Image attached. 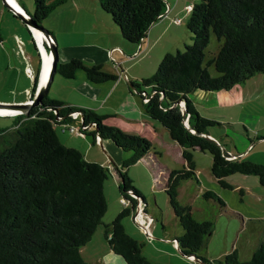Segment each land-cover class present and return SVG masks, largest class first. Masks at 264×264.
I'll return each instance as SVG.
<instances>
[{
    "label": "trees",
    "instance_id": "1",
    "mask_svg": "<svg viewBox=\"0 0 264 264\" xmlns=\"http://www.w3.org/2000/svg\"><path fill=\"white\" fill-rule=\"evenodd\" d=\"M65 0H34L31 14L43 25L47 14ZM112 16L122 35L133 42L146 36L149 26L167 7L166 0H99ZM192 38L184 49L166 52L157 69L141 80L131 79L130 85L142 93L144 108L151 117L165 125L174 140L183 148L185 164L170 170L165 189L183 232L175 238L179 250L194 254L210 264H264V236L249 259H241L236 249L223 258L210 259L202 255L215 221L198 219L189 203L179 200V186L184 179L200 181L196 170L194 149L209 151L211 171L218 182L232 187L226 179L231 173H252L259 177L264 189V163L231 155L214 138L208 136L209 126L219 123L203 115L188 93L196 89L218 90L244 82L254 73L264 72V0H199L195 1L186 22ZM211 30L223 38L218 51L204 64L205 47ZM46 50L49 49L46 46ZM213 63L218 75H212ZM81 68L93 82L115 80L118 73L107 70L102 63H86L79 57L67 61L58 59L56 71L73 77ZM145 85L151 87L148 92ZM37 83L35 84V90ZM184 100L183 112L179 101ZM82 112L83 131L94 139L110 138L124 150L119 173L121 197L125 205L111 222L105 224V236L112 248L121 254L126 264H167L153 261L143 253V243L130 235L122 222L138 198L145 196L133 184L130 164L139 160L151 148L152 141L138 133L104 122V114L90 107L66 104L48 92L29 114L17 112L11 121L0 126V264H87L81 246L91 239L107 209L104 180L111 173L109 166L86 158L76 146L62 141L56 126L73 118L69 112ZM188 117V124L185 119ZM94 125L89 130L91 124ZM131 190L134 195H132ZM206 199L225 200L215 191H203Z\"/></svg>",
    "mask_w": 264,
    "mask_h": 264
},
{
    "label": "crops",
    "instance_id": "2",
    "mask_svg": "<svg viewBox=\"0 0 264 264\" xmlns=\"http://www.w3.org/2000/svg\"><path fill=\"white\" fill-rule=\"evenodd\" d=\"M8 1L15 10L4 0H0V78H25V80L24 84L17 89L16 96H0V101L22 102L35 95V84L38 85L39 81L44 78V59L42 49L36 43V34L32 32L29 24L21 15L16 12L18 9L32 14L34 11L33 0ZM166 1L167 7L163 15L151 23L146 36L139 42L130 41L122 35L119 26L112 19L110 13L103 9L99 0H65L50 11L43 21L46 25L43 24L49 28L57 41L60 61L79 57L86 63H102L107 70L118 73V78L115 80L93 82L86 77L81 68L76 71L73 77L63 76L65 78H56L57 71H55V78L53 77L48 91L52 89L53 84L54 90L49 95L64 101L66 104L90 107L99 114H104L107 123L149 138L153 148L140 159L148 162L154 178L161 180V185L164 188L170 170L179 168L173 167L169 158L176 164H180V167L185 164V158L182 154L183 148L172 138L169 129L151 117L145 110L143 103L145 99L142 97V93L135 90L129 83L131 79L138 80L140 78H132L133 75L131 76L126 70L129 65L123 66V64L134 61L135 63L140 62L144 60L146 53L147 55L149 53L150 56L153 51H159L160 48V53L156 57V60L159 61L166 52H172L175 48L179 49L183 44L191 42V35L186 30L190 10H187L185 5L193 4L196 0ZM165 41L167 42L166 45H164ZM137 55L143 58H140L139 61L135 60L134 57H138ZM133 74L139 76L138 73ZM243 83H236L226 89H196L188 93V96L195 103L206 104V106L215 102L221 105H233L243 99ZM205 99L208 101H204ZM198 110L203 115L222 120L221 116L210 115L202 109ZM0 116L5 115L0 113ZM110 116H114V118ZM0 126L3 124L0 123ZM93 127L94 125H90L89 130H92ZM60 129L56 130L60 139L68 145L81 149L86 158L90 160H96L109 166L111 161L119 163L128 156L110 138H101L97 135L109 154L107 156L99 149H95L94 143L97 142H93L89 134L83 136L74 131H68V129ZM206 134L217 141L219 139L224 140V136L228 135L227 132H215L210 127ZM257 135L258 140L264 138L261 132H257ZM222 147L229 153L230 150L237 149L236 152L230 153L231 155H241L244 152V150L238 149L237 144L231 147L228 142H225ZM196 150L202 151L198 147L194 149V152ZM118 201L117 213L124 208V204H121L119 198ZM239 214L243 216L242 213ZM252 218L264 217L253 216ZM128 221L124 222L125 227ZM259 230L258 243L264 236V228L261 227ZM175 243L178 245L177 240ZM116 258L112 252H105L97 256L92 262L86 261V263L120 264L121 261H117L118 258Z\"/></svg>",
    "mask_w": 264,
    "mask_h": 264
},
{
    "label": "rangeland",
    "instance_id": "3",
    "mask_svg": "<svg viewBox=\"0 0 264 264\" xmlns=\"http://www.w3.org/2000/svg\"><path fill=\"white\" fill-rule=\"evenodd\" d=\"M185 8L190 10L188 9V4L185 5ZM45 27L49 30L47 26ZM186 30L189 32L187 25ZM169 35L171 36L172 34ZM222 42L223 38L219 39L211 30L210 39L204 50V64H207L209 59L218 51ZM166 44L167 42L165 41L164 45ZM44 45L46 48L45 41ZM184 47L185 44L180 49H184ZM176 50L177 48L173 51ZM159 53L160 48L159 51H153L150 56L149 53L148 55L146 53L144 60L140 62H126L123 66L129 65L130 68L127 67L126 70L131 76L133 75L132 78H140L138 80H141L143 76L151 75L155 72L162 58L159 61L156 60ZM134 58L139 61L143 57ZM207 66L212 75H218L219 72L213 63H209ZM133 73H138L139 76ZM55 77L65 78L58 71ZM125 78L127 77L125 76ZM24 80L25 78H0V96H16V91L24 84ZM17 85L19 86L17 87ZM242 86L243 99L236 103L234 102L235 104L233 105H221L215 102L210 106H206V104L194 103L198 109H202L210 115L222 117V120L217 119L219 123L209 126L215 132L228 133V135L224 136V140H218L222 146L225 142H228L231 147L237 144L238 149L244 150L240 156L264 163V138L259 140L257 138V132H261L264 135V72L254 73L244 81ZM51 88L48 94L53 92L54 84ZM144 89L148 92L151 91L149 85H145ZM204 101L208 100L205 99ZM72 111L74 110H71L69 114L73 119L66 122L67 128L64 129L85 136L87 133L83 131L85 126H82L81 122L83 119L82 112L77 110L79 111L78 115L74 116L71 113ZM110 117L114 118V116ZM10 121V116H0V123L3 125ZM104 122L107 123L105 119ZM70 124L77 128H71ZM89 125H92V123ZM56 128V130H61L60 128L63 127L57 125ZM89 136H91L90 138L93 142H97L94 143L96 145L95 149H99L108 156L109 154L105 146L101 144L100 139L97 137L94 139L91 134ZM121 150L128 154L127 157L132 153L131 150ZM236 150H230V153L236 152ZM194 158L200 181L195 178L184 179L179 186L178 197L181 202L191 204L192 211L198 219L212 218L215 221V227L208 237L207 245L201 249L200 253L208 258L215 256H217L216 258H223L226 253L236 249L241 259H249L256 245H258L259 229L261 227L264 228V218H252L253 216L264 217V189L258 175L242 172L231 173L226 176V179L232 183V187H225L218 182L211 171L212 155L209 151L196 150ZM169 161L173 167H180V164H176L171 158H169ZM110 163L111 173L104 180L107 209L102 217V222L97 225L91 239L81 246V252L88 263L105 252H112L114 257L118 258H116L117 261H121L120 264H126L124 257L110 246L105 236V224L111 222L117 214L118 198L122 202L118 184L119 173L116 168L121 167L122 161L119 163L111 161ZM128 172L133 184L145 196V209L153 217L149 234L145 232L144 228L134 218L133 209L129 214L122 217L123 223L129 220L128 224L126 223L127 232L143 243V253L153 261L167 264H208L200 258L196 259L185 255L179 250L178 245L175 243V237L183 232V226L172 209L166 189L162 187L161 180L154 178L148 162L139 159L130 164ZM206 189H211L218 193L225 200V205H221L216 199H206L202 194ZM239 213H242L243 216Z\"/></svg>",
    "mask_w": 264,
    "mask_h": 264
},
{
    "label": "water",
    "instance_id": "4",
    "mask_svg": "<svg viewBox=\"0 0 264 264\" xmlns=\"http://www.w3.org/2000/svg\"><path fill=\"white\" fill-rule=\"evenodd\" d=\"M4 2L6 4H8L12 9L15 10L14 6L11 5L9 3L8 0H4ZM16 12L21 15V17L29 24V25H33L36 26L38 28H40L44 34L47 37V46L49 48V50L52 53V61H51V65L50 68L48 70V74L47 77H45L44 79H41L37 85L36 88V93L35 95L30 98L29 100L26 101H22V102H15V101H0V106H4V107H11V108H15L18 110V112H23L25 114H29L30 112V108L33 105H37L40 103L41 98L44 96V94H46L48 92L50 83L54 77V73L56 71V66H57V61L59 59L58 56V46H57V41L55 40L53 34L50 32V30H48L44 25H38L35 20L33 19L32 15L27 13V12H23L20 11L18 9H16ZM17 113V112H16ZM194 257L196 259H199L198 257H196L194 255Z\"/></svg>",
    "mask_w": 264,
    "mask_h": 264
},
{
    "label": "built area",
    "instance_id": "5",
    "mask_svg": "<svg viewBox=\"0 0 264 264\" xmlns=\"http://www.w3.org/2000/svg\"><path fill=\"white\" fill-rule=\"evenodd\" d=\"M192 5L193 4H188V9H190L191 10V8H192ZM163 15V13H161V15L160 16H162ZM176 20H179L178 18H176ZM30 26V28H31V30H32V32L34 33V34H36V32H35V30H34V26L33 25H29ZM44 38H45V41H47V37H46V35L44 34ZM36 43H37V45L39 46V48H41V43H40V41H39V39H38V37H37V35H36ZM144 93H146V92H144ZM144 99H148V96H145V98ZM179 104H180V107H181V109H182V111L184 112L185 111V103H184V100H180L179 101ZM78 112L79 111H77V110H74V111H72L71 113L74 115V116H77L78 115ZM1 114H14V113H1ZM185 123L186 124H188V117H186V119H185ZM64 125H67V123H65ZM70 126H71V128H77V127H75L73 124H70ZM79 131H80V129H78ZM98 137H99V135H98ZM129 192L132 194V195H134V193L131 191V190H129ZM121 200H122V203L124 204V205H129V204H131V202H130V200L126 197V196H122L121 197ZM133 211H134V218L140 223V225L144 228V230H145V232L147 233V234H149V228H150V225H151V220H152V215L151 214H148V212L146 211V209H145V206H144V201L141 199V198H138V201H137V203H136V205L133 207ZM189 256H192V257H194V254H189Z\"/></svg>",
    "mask_w": 264,
    "mask_h": 264
},
{
    "label": "bare ground",
    "instance_id": "6",
    "mask_svg": "<svg viewBox=\"0 0 264 264\" xmlns=\"http://www.w3.org/2000/svg\"><path fill=\"white\" fill-rule=\"evenodd\" d=\"M36 26H34V30L36 32V35L41 43V49H42V52H43V59H44V71H43V75H44V78L47 77V74H48V70L50 68V65H51V61H52V53L51 51L49 50V52L46 51V48H45V45H44V41H45V38H44V32L38 28ZM43 33V34H42ZM46 43V41H45ZM41 77V75H40ZM42 78V79H44ZM18 112L17 109L15 108H11V107H4V106H0V113H16Z\"/></svg>",
    "mask_w": 264,
    "mask_h": 264
},
{
    "label": "clouds",
    "instance_id": "7",
    "mask_svg": "<svg viewBox=\"0 0 264 264\" xmlns=\"http://www.w3.org/2000/svg\"><path fill=\"white\" fill-rule=\"evenodd\" d=\"M46 46H47V43H46ZM47 48H48V46H47ZM49 49V48H48ZM15 114V113H14Z\"/></svg>",
    "mask_w": 264,
    "mask_h": 264
}]
</instances>
